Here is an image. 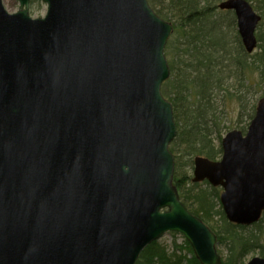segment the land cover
Returning <instances> with one entry per match:
<instances>
[{
  "label": "water",
  "instance_id": "obj_1",
  "mask_svg": "<svg viewBox=\"0 0 264 264\" xmlns=\"http://www.w3.org/2000/svg\"><path fill=\"white\" fill-rule=\"evenodd\" d=\"M42 1L32 18L31 0L16 13L0 0V264H135L169 231L221 264L217 234L174 185L161 90L172 24L148 0ZM221 7L252 52L261 16L247 0ZM223 148L218 162L196 158L194 181L222 185L228 219L251 225L264 211V97Z\"/></svg>",
  "mask_w": 264,
  "mask_h": 264
},
{
  "label": "trees",
  "instance_id": "obj_2",
  "mask_svg": "<svg viewBox=\"0 0 264 264\" xmlns=\"http://www.w3.org/2000/svg\"><path fill=\"white\" fill-rule=\"evenodd\" d=\"M222 1L149 0L174 26L166 47L171 76L162 87L177 125L170 146L176 157L174 183L187 207L217 233L219 247L225 250L222 264H245L251 252L258 250L264 256V214L252 227L229 222L220 203L221 188L194 183L188 171L190 166L193 169V160H182L176 149L185 145L184 157L218 159L225 112L221 102L229 108L235 103L238 116L252 118L256 110L253 88L260 87L264 96L260 86L264 82V0H248L262 15L258 50L252 54L244 48L234 14L219 9ZM41 7V0L31 1L32 12ZM161 245L157 240L147 246L136 264H201L187 240L185 245L174 243L171 251Z\"/></svg>",
  "mask_w": 264,
  "mask_h": 264
},
{
  "label": "rangeland",
  "instance_id": "obj_3",
  "mask_svg": "<svg viewBox=\"0 0 264 264\" xmlns=\"http://www.w3.org/2000/svg\"><path fill=\"white\" fill-rule=\"evenodd\" d=\"M3 3L6 7V9L11 13L17 12L19 10L18 0H3ZM44 14H45V6L42 7L39 11L32 12V10H31V15L34 18L38 17V16H42ZM260 86L264 88V82L261 83ZM258 90H259V92H257ZM253 92H254L253 97L255 100V105L257 106L259 98L263 93H262L260 87H255V89L253 88ZM220 100H222V99H220ZM221 103H222V107L225 109V112H223V114H222L223 118L220 122L221 136L222 137L226 136V134L229 133L230 131L245 129L249 126L252 119L248 116V114H245L242 117L238 116L237 105L235 103L232 102L230 104V108H229V105L225 104L223 101ZM218 142H220V140L219 141L217 140V143ZM184 148H185V145H181L180 148H176L180 154V157H182V160H183V158L184 159H192L194 162V158L196 155L184 157V152H183ZM189 168L191 169V166ZM190 169L188 171H189L190 175L193 176V170L192 169L190 170ZM204 186H206V185H204ZM261 225H262V227H264V224H261ZM161 240H159L161 242V244L170 251L172 248L171 240L169 238H162ZM181 242H182V238H179L178 243L180 244ZM221 249H223V247H219L220 254H222V255L225 254V252H224L225 250H221ZM254 256H261V254L258 250L251 252L250 254H248L246 256L245 263L249 262Z\"/></svg>",
  "mask_w": 264,
  "mask_h": 264
},
{
  "label": "bare ground",
  "instance_id": "obj_4",
  "mask_svg": "<svg viewBox=\"0 0 264 264\" xmlns=\"http://www.w3.org/2000/svg\"><path fill=\"white\" fill-rule=\"evenodd\" d=\"M109 257H115L118 262H122L123 261V257L119 256L116 253L110 254Z\"/></svg>",
  "mask_w": 264,
  "mask_h": 264
},
{
  "label": "flooded vegetation",
  "instance_id": "obj_5",
  "mask_svg": "<svg viewBox=\"0 0 264 264\" xmlns=\"http://www.w3.org/2000/svg\"><path fill=\"white\" fill-rule=\"evenodd\" d=\"M211 184V183H210ZM210 186H213L212 184Z\"/></svg>",
  "mask_w": 264,
  "mask_h": 264
}]
</instances>
